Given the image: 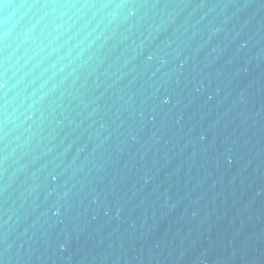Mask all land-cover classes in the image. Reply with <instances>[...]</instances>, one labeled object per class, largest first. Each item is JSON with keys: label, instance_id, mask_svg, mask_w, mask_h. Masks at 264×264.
<instances>
[{"label": "water", "instance_id": "1", "mask_svg": "<svg viewBox=\"0 0 264 264\" xmlns=\"http://www.w3.org/2000/svg\"><path fill=\"white\" fill-rule=\"evenodd\" d=\"M110 2L0 0V264H264V0Z\"/></svg>", "mask_w": 264, "mask_h": 264}, {"label": "clouds", "instance_id": "2", "mask_svg": "<svg viewBox=\"0 0 264 264\" xmlns=\"http://www.w3.org/2000/svg\"><path fill=\"white\" fill-rule=\"evenodd\" d=\"M96 7L104 11L101 24L104 25V28H101L97 35H95L92 43L96 41H101L100 47H103L104 44L110 39V36L105 35V31L108 26H113V28H118L122 23H139L140 20H143L145 17L142 15V10L144 9H154L156 16L160 19L159 27L166 26L174 22L179 13H173L168 11L169 8L173 7V4L169 0H119L117 3H104L97 5ZM183 11V9H181ZM192 14H189V17L185 20V23L188 22V19H191ZM203 17H201V20ZM200 23V21H196ZM100 27L99 25L97 26ZM95 31V30H94ZM179 55V53H177ZM159 59V57H157ZM149 60L153 59V56H149ZM161 68L166 67L168 61L166 59H160ZM169 75V73H165ZM75 175V172L73 173ZM71 192L69 189L65 192V197H68Z\"/></svg>", "mask_w": 264, "mask_h": 264}]
</instances>
